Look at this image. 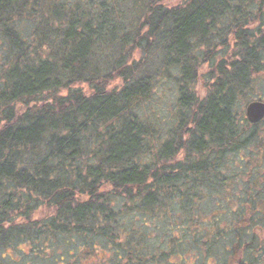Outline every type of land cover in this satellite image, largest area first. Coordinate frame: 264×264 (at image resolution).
<instances>
[{
	"label": "trees",
	"instance_id": "obj_1",
	"mask_svg": "<svg viewBox=\"0 0 264 264\" xmlns=\"http://www.w3.org/2000/svg\"><path fill=\"white\" fill-rule=\"evenodd\" d=\"M164 1L0 0V251L264 264V121L241 109L264 102V0Z\"/></svg>",
	"mask_w": 264,
	"mask_h": 264
},
{
	"label": "rangeland",
	"instance_id": "obj_2",
	"mask_svg": "<svg viewBox=\"0 0 264 264\" xmlns=\"http://www.w3.org/2000/svg\"><path fill=\"white\" fill-rule=\"evenodd\" d=\"M180 0H165L164 4H178ZM203 69L200 70L199 73V81L196 84L195 91L200 96H203L207 92V84L205 79H203V76H206L209 72L212 71V69L208 67H202ZM168 69V68H167ZM170 70V74L172 75L175 73L173 69ZM165 71H162V73L159 75L160 79L162 77L166 76L164 75ZM264 74L260 76L259 79L255 80L254 85L251 87V90L247 93L248 101L252 99L258 100L261 99V101H264ZM167 82H160V86L154 90V94L152 96V99L149 102V109L150 111H154L155 114H157L158 119L161 121L166 122H172V119L176 116L174 114L175 110V100H176V91H175V80H166ZM159 82V81H158ZM157 82V83H158ZM119 80L113 81L110 85L111 88L118 87L119 86ZM247 107V104H243L241 106V109L245 112V108ZM264 118V117H263ZM264 121V119H263ZM164 124V123H163ZM261 138L264 140V123L260 126ZM52 212V209L43 207L40 210L37 211V213L34 215V218H40L45 217L47 215H50ZM23 252L27 253V247H21L20 248ZM23 254L20 253L17 250L13 249H4V251H0V262L2 264H29V261L25 262L23 259ZM32 264V263H31ZM38 264H48L45 262H38Z\"/></svg>",
	"mask_w": 264,
	"mask_h": 264
},
{
	"label": "water",
	"instance_id": "obj_3",
	"mask_svg": "<svg viewBox=\"0 0 264 264\" xmlns=\"http://www.w3.org/2000/svg\"><path fill=\"white\" fill-rule=\"evenodd\" d=\"M246 117L249 121L259 122L264 117V102H252L246 107ZM1 264V263H0Z\"/></svg>",
	"mask_w": 264,
	"mask_h": 264
},
{
	"label": "flooded vegetation",
	"instance_id": "obj_4",
	"mask_svg": "<svg viewBox=\"0 0 264 264\" xmlns=\"http://www.w3.org/2000/svg\"><path fill=\"white\" fill-rule=\"evenodd\" d=\"M2 264V263H1Z\"/></svg>",
	"mask_w": 264,
	"mask_h": 264
}]
</instances>
